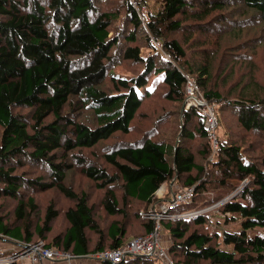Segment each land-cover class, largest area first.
<instances>
[{
	"label": "trees",
	"instance_id": "obj_1",
	"mask_svg": "<svg viewBox=\"0 0 264 264\" xmlns=\"http://www.w3.org/2000/svg\"><path fill=\"white\" fill-rule=\"evenodd\" d=\"M126 1L123 6L126 23L133 27L128 26L124 31L133 28L136 32L144 28L143 21L135 4ZM240 1L246 9L255 11L254 19L216 18V15L233 16ZM97 2L99 0H0V198L18 200L17 219L23 221L14 225L5 223L0 216V233L31 241V216L39 207L34 196L27 197V191L56 188L68 199L75 200L76 205L66 211L69 223L66 231L47 245L77 255L88 254L125 245L134 236L150 232L153 222L144 219L141 210L148 208L164 182L170 184L175 177L185 176V186L196 185L193 201L175 208V212H184L204 208L199 206L206 202L196 201L206 184L221 183L223 188L229 186L228 178L247 179L238 197L220 207L224 216H231L226 217V221L242 219L240 232L224 230L221 235L206 232L203 227L209 221L205 213L189 219L164 221V227L173 241L170 253L181 264H264V233L255 236L248 233L258 227L264 229V159L249 160L236 141L222 137L219 130V149L213 157L211 172L209 169L206 173L209 181L208 176L201 178L206 165L197 163L192 150L181 141L173 145L152 138L153 130L144 131L135 141H117L108 148L104 158L115 173L88 159L87 163L83 154L85 149H93L117 133L129 134L133 130L134 121L144 114L145 100L152 95L147 93L148 84L157 74L168 87V99L184 100L185 75H189L211 99L209 101L217 102L216 98H220L217 93L205 91L210 72L207 65L194 63L197 72L189 69L191 65L187 63L186 71L181 64L186 50L178 39H168V35L182 30L184 25L192 32L215 30L216 35L209 37L217 38L230 31H241V27L249 24L260 23L264 27V0H164L162 9L153 15L148 27L156 38L164 41L173 62L163 57H142L141 47L132 45L138 39L136 33L127 35L123 42L120 35H112L113 23L120 13H101ZM186 19L195 22L186 25ZM119 45L125 60L144 64L141 73L131 78L110 75L115 64L114 51ZM108 73L111 90L102 88ZM246 98V101L223 103L221 110H234L244 129L264 132V98ZM20 108L28 111H18ZM86 109L92 111L93 117L81 121L79 113ZM183 116L182 135L207 138L209 145L205 155H209V160L212 141L204 116L197 110L184 108ZM193 116L199 118L198 129L187 132ZM74 160L84 175L99 188L107 189L104 206L110 215H126L122 206L129 199L144 205L137 211L141 221H138L140 229L136 235L126 237L125 226L114 223L109 229L111 246L92 248L87 229L99 230L94 218L95 208L88 204L86 194L76 193L65 182ZM26 164L47 168L50 180L27 177L26 171L18 172ZM194 170L198 171L196 175L192 174ZM119 180L123 189L121 201L112 189ZM59 214V210L50 205L37 233L44 237L45 232H50ZM220 244L230 245L231 249L222 248ZM103 264L114 263L105 261ZM116 264L155 263L148 257L137 256Z\"/></svg>",
	"mask_w": 264,
	"mask_h": 264
},
{
	"label": "rangeland",
	"instance_id": "obj_2",
	"mask_svg": "<svg viewBox=\"0 0 264 264\" xmlns=\"http://www.w3.org/2000/svg\"><path fill=\"white\" fill-rule=\"evenodd\" d=\"M128 1L135 4L143 21L144 28L141 27L136 32L133 31V28L124 31L128 26L133 27L129 22L126 23L123 8L127 3L126 0H99V2H97L98 10L100 9L101 13L107 11H118L120 13L113 23L111 34L120 35L122 38L121 41L123 42L127 35L136 33L138 39L136 42H133L132 45H139L141 47L142 57L147 58L153 56L156 59H161V57H163V59L173 62L172 54L167 53L164 48V41L156 38L148 27V22L152 20L153 15H156L158 11L162 9L164 0H145L143 2H141V0ZM222 16L224 17L223 13ZM242 17L254 19L256 14L253 9H246L242 6L241 1L234 10L233 16L221 18L219 15H216L217 19L225 20ZM194 22L195 21L191 19L185 20L186 25ZM241 29V31H230L228 34L217 38L209 37L216 35L215 30L206 33H202L198 30L192 32L184 25L182 30L170 33L168 39H178L185 48L186 58L183 59V63L181 64L186 68V71L188 69L187 63L191 65L189 69H193L197 72L198 70L194 67V65H197L194 63L200 66L207 65L210 72L205 83V91H212L220 96V98L214 97L217 99V102H213L216 103L215 105L219 108L218 130L220 135L222 137H230L232 140L236 141L237 145L245 151V155L249 160L258 162L264 159V132L244 129L239 124L238 114H236L234 110L227 108L221 110L222 104L226 102L234 103L238 99L246 101V97L256 99L264 98V27L262 24L258 23L257 25L249 24L248 26L241 27ZM218 44H220V46ZM120 46L121 45L114 51L115 64L112 66L113 70L110 71V75L118 74L125 78H131L141 73L144 69V64L133 60H125L122 56L123 49H120ZM110 75L108 73L107 81L102 84L103 89L111 90L110 88L112 85L109 81ZM194 75L196 76V74ZM148 86L149 91L147 93H151L152 95H148L149 98L145 100L142 108L144 114L138 116L134 121L133 130L129 134L117 133L111 139L98 144L93 149H85L83 154L85 155L86 162L88 159L89 162L98 167H105L109 169L111 173H115L116 170L113 169L104 158V153L108 151V148L117 141H135L142 137L144 131L153 130L151 132L152 138L173 145L181 141L185 147L192 150L196 155L197 163L203 166L204 164L206 165V170L203 172L201 178L206 179L208 176L209 181L210 176L206 173L209 169L210 172L212 170L210 167L214 156L211 155L209 161V155H205L209 145L207 138L203 136L201 138H190L188 135H182V127H185V119L183 116V102L185 98L184 100L168 99V87L163 83L162 77L158 74L151 77ZM202 92L206 95L204 91ZM209 100L211 99L209 98ZM20 110L22 112L28 111L27 108H20L18 111ZM92 117L93 113L92 111L89 112L88 109L79 113V119L81 121H88ZM198 126L199 118L193 116L192 122L187 125V132L192 131L194 128L198 129ZM197 129H194V131H197ZM75 162L74 160V167L68 172L65 182L67 185H70L76 193L80 195L83 193L86 194L88 204L95 208L94 218L99 230L87 229L92 248L97 245L102 247L111 246L113 240L109 233V229L114 223L125 226L126 237L129 235H136L140 229L138 221H141V217L137 211L143 208L144 205L140 204L135 199H129L127 203L122 206L127 211L126 215H110L105 210L104 206V198L107 189L99 188L95 181L82 173L81 166ZM24 171L27 172V177L39 176L44 177L46 180H50L51 177L50 171L41 166L26 164L24 168L18 170L20 173ZM197 173L198 171L194 170L192 174L196 175ZM185 179V176L180 178L175 177L173 179V185L176 183V186L181 188L185 186ZM242 181L243 180L228 178L226 182L229 186L223 188H221V183L212 185L208 183L199 191L200 198L196 202H206L199 207H209L213 205L214 202L220 201L236 192L240 188ZM205 182L206 180H204L203 184ZM121 185L122 181L119 180L112 186V189L115 191L120 201L123 194ZM27 193V197L28 195L35 197L39 207L38 212L31 216V233L33 234L31 242L36 243L38 241H43L48 244V242H52L56 236L66 231L69 223L65 214L70 207L76 205V201L68 199L56 188L45 191L31 189L28 190ZM238 195L239 194H237L236 197H238ZM169 196L170 192L165 197ZM239 200L243 203L245 202L242 198H239ZM18 203V200L11 197L0 198V216L5 223L14 225L23 223V221L18 220L19 218L17 219ZM50 205H54V207L59 210L60 214L58 218L52 222V230L50 232H45V236L43 237L37 233V228L43 225L46 211ZM220 209L221 208L210 209L204 212L208 215L209 222L203 229L210 234L219 235H221L224 230L240 232L242 219L226 221V217L231 218V216H224ZM192 229H195V226H193ZM164 232L168 235L166 230H164ZM248 233L250 236L262 235L264 229L258 227L249 230ZM167 238L171 239L170 234ZM11 240L17 242L14 239ZM21 240L27 241L25 239ZM1 244L5 245L4 243ZM220 246L225 249H231L230 245L225 246L224 244H220ZM178 259L181 262L182 255H180V253L178 254Z\"/></svg>",
	"mask_w": 264,
	"mask_h": 264
},
{
	"label": "built area",
	"instance_id": "obj_3",
	"mask_svg": "<svg viewBox=\"0 0 264 264\" xmlns=\"http://www.w3.org/2000/svg\"><path fill=\"white\" fill-rule=\"evenodd\" d=\"M185 76L184 107L186 110H197L205 117V128L212 141V155L215 156L219 149L217 137L219 108L215 105L216 103L209 101L189 75ZM247 183V179L243 180L236 192L209 207L184 212H175V208L193 201L196 185L178 188L175 183L171 186L169 197H165L166 193L156 192V197L150 201L148 208L141 210V216L153 222L150 232L134 236L125 245L88 254L77 255L69 250L48 246L43 241L32 243L0 233V264L13 262L18 264H103L105 261L116 264L137 256L148 257L155 264H181L170 253L173 242L172 239L167 238L169 234L164 232V221L189 219L207 210L219 209L224 203L233 200ZM7 247H12L14 250L5 253Z\"/></svg>",
	"mask_w": 264,
	"mask_h": 264
},
{
	"label": "crops",
	"instance_id": "obj_4",
	"mask_svg": "<svg viewBox=\"0 0 264 264\" xmlns=\"http://www.w3.org/2000/svg\"><path fill=\"white\" fill-rule=\"evenodd\" d=\"M183 108L185 109V107H183ZM172 185H173V181L170 184H168V182H164V183H162V185L160 186V188L158 189L157 192H159V193H166L167 194V192L169 191V189L171 188ZM13 250L14 249H12V247H7V252H5V253L12 252Z\"/></svg>",
	"mask_w": 264,
	"mask_h": 264
}]
</instances>
